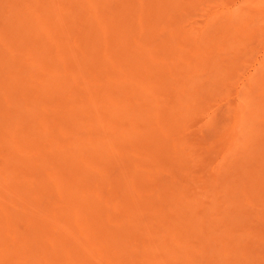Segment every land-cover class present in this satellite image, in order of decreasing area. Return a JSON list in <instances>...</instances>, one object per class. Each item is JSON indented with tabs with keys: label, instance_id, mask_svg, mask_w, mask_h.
Wrapping results in <instances>:
<instances>
[{
	"label": "rangeland",
	"instance_id": "obj_1",
	"mask_svg": "<svg viewBox=\"0 0 264 264\" xmlns=\"http://www.w3.org/2000/svg\"><path fill=\"white\" fill-rule=\"evenodd\" d=\"M0 264H264V0H0Z\"/></svg>",
	"mask_w": 264,
	"mask_h": 264
}]
</instances>
